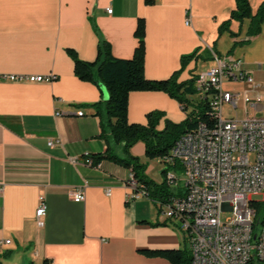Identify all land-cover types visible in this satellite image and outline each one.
I'll list each match as a JSON object with an SVG mask.
<instances>
[{
	"label": "crops",
	"instance_id": "obj_1",
	"mask_svg": "<svg viewBox=\"0 0 264 264\" xmlns=\"http://www.w3.org/2000/svg\"><path fill=\"white\" fill-rule=\"evenodd\" d=\"M248 1L254 13L264 0ZM234 6V0H0L1 264H42L45 258L53 264H170L138 250L182 248L179 224L160 215L140 192L126 198L130 168L107 158L99 166L85 163L87 155L104 153L107 146L117 157L125 153L111 137L106 89L78 79L66 49L92 61L105 41L115 57L129 58L137 45V21L143 18L146 77L166 78L180 69L181 56L194 53L178 80L194 78L214 65L213 51L240 60L253 76L254 90L244 82L222 83L224 90L239 93L237 106H245V97L264 94V23L253 35L247 18L233 19L219 31ZM50 74L55 77L47 81L25 78ZM79 110L84 115L78 116ZM152 110L164 112L158 129L165 119L180 122L186 115L163 91L129 93L130 122L145 124ZM129 152L146 163L149 179L164 180L167 165L147 159L141 141ZM83 185L84 200H72L69 191ZM179 187L168 188L181 193ZM40 197L46 203L42 225L35 218ZM6 239L11 242L3 243Z\"/></svg>",
	"mask_w": 264,
	"mask_h": 264
},
{
	"label": "built area",
	"instance_id": "obj_2",
	"mask_svg": "<svg viewBox=\"0 0 264 264\" xmlns=\"http://www.w3.org/2000/svg\"><path fill=\"white\" fill-rule=\"evenodd\" d=\"M189 23L186 17L185 24ZM212 53L214 65L194 76V87L199 97L209 98L217 116L216 126L208 128L201 122L177 139L162 162L176 170L180 167L182 192L165 202L156 199V207L165 219L179 224L191 253L189 264H264V224L259 231H253L255 205L264 202V94L245 97V109L251 110L252 115L242 119L223 117L222 106L226 103L237 108L239 99V93L222 88L223 81L244 82L253 90L256 82L240 60ZM54 77L50 74L25 78L47 81ZM77 115L84 112L79 110ZM85 163L99 166L92 163L89 155ZM164 179L168 186L177 188L179 177L175 173L166 169ZM3 186L0 181V195ZM127 186L131 191L126 198L130 200L139 193L131 171ZM109 193L107 189L106 194ZM140 193L146 196L145 192ZM69 196L76 202L83 201L84 185L71 189ZM224 212L229 215L222 219ZM45 214L46 203L40 197L35 211L39 225L43 224L41 218ZM10 242V239L3 241Z\"/></svg>",
	"mask_w": 264,
	"mask_h": 264
},
{
	"label": "trees",
	"instance_id": "obj_3",
	"mask_svg": "<svg viewBox=\"0 0 264 264\" xmlns=\"http://www.w3.org/2000/svg\"><path fill=\"white\" fill-rule=\"evenodd\" d=\"M235 6L230 11L228 19L219 25V31L228 29L231 20L242 22L249 19L248 34H257L264 23V1L260 3L256 12H252L248 0H234ZM152 3L153 0H145ZM137 38V45L129 58L115 57L110 49V45L102 41L98 47L95 60L85 61L78 57L73 48H67L66 52L73 61V72L76 77L86 82H101L108 97L105 101V108L108 117V126L114 143H121L125 156L117 157L107 146L104 153L89 155L93 164L99 163L103 158L118 162L130 168L136 181V191L145 192L147 197L156 205V199L162 201L171 200L179 193H173L165 182L155 183L145 175L146 163L140 158L132 156L129 152L130 147L137 141L144 144L145 157L147 159L159 158L163 161L170 154V150L177 139L184 133L194 130L199 123H204L208 128H214L217 123V116L210 105L207 96L199 97L194 87V78L179 81L180 71L186 63L194 56V53L180 57L181 67L166 78H148L144 73L145 56V23L143 18H139L134 31ZM95 69V73H94ZM132 91H163L170 97L177 100L182 110L186 113L185 118L180 122H173L169 119L164 120V126L157 128L164 112L152 110L146 114L145 124L130 122L128 120V95ZM180 171V167H176ZM256 207V217L253 224L254 230L258 222V212L261 208ZM159 212V210H158ZM140 222L155 225H167V222H150L141 220ZM261 225L264 224V217ZM182 248H161V249H140L139 253L146 257H158L167 260L170 264H189L191 253L186 246ZM1 264V261H0ZM42 264H53L45 258Z\"/></svg>",
	"mask_w": 264,
	"mask_h": 264
},
{
	"label": "rangeland",
	"instance_id": "obj_4",
	"mask_svg": "<svg viewBox=\"0 0 264 264\" xmlns=\"http://www.w3.org/2000/svg\"><path fill=\"white\" fill-rule=\"evenodd\" d=\"M194 75V74H193ZM192 75V77H193ZM227 86L229 88H238V84H227ZM249 115H252L253 112L251 110H249ZM222 115L223 117L226 118H236V119H242L246 116V109L243 103H240L239 106H237V108H233L231 107L229 104H224L222 106ZM167 169H169V171L175 173L178 177V186H182L183 183V176H182V172L170 167H167ZM259 198V197H257ZM229 215V212H224L222 213V219H224L225 217H227ZM264 217V202L261 203V208L258 212V222L256 223V227H255V232L259 231L260 227H261V222L262 218ZM186 246L188 247V244H186Z\"/></svg>",
	"mask_w": 264,
	"mask_h": 264
},
{
	"label": "water",
	"instance_id": "obj_5",
	"mask_svg": "<svg viewBox=\"0 0 264 264\" xmlns=\"http://www.w3.org/2000/svg\"><path fill=\"white\" fill-rule=\"evenodd\" d=\"M98 85H100V86H103L104 87V85L101 83V82H98ZM105 88V87H104ZM107 99V98H106ZM106 99H105V101H106ZM255 237V234H253V238Z\"/></svg>",
	"mask_w": 264,
	"mask_h": 264
}]
</instances>
